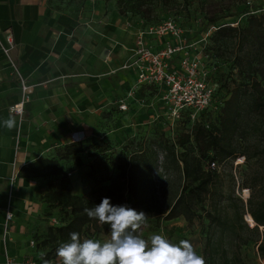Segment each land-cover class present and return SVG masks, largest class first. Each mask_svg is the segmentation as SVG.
<instances>
[{"label":"rangeland","instance_id":"obj_1","mask_svg":"<svg viewBox=\"0 0 264 264\" xmlns=\"http://www.w3.org/2000/svg\"><path fill=\"white\" fill-rule=\"evenodd\" d=\"M242 1L150 0L151 6L146 8L149 10H145L148 14L142 17L139 14H121V12L125 13L129 6L125 2L119 5V0H41L42 5L45 6L44 16L47 18L44 17L35 31L40 38L38 42L40 46L38 49L32 48L30 54L33 55L36 63L39 62L38 67L44 66L45 76L36 78L38 84L35 86L56 85L68 79L79 81L81 87L83 84L89 85L93 55L98 57L103 49L106 53H111L110 65L111 69H115L124 52L123 45H127L130 30L133 32L144 30L167 19H175L183 22L184 31H190L188 35L191 42H203V45L198 44L203 55L204 47H207L205 69L217 81L220 93H228L237 84L245 83L248 76H252L244 59L243 61L234 59V57H245L248 47L240 49L234 39L224 37L214 39L212 35L221 24H233L232 22L235 21L242 23L243 19L252 15L251 13L264 21V0H245L244 5L247 8L244 9L241 4H237ZM18 12V9L14 11L15 18H19ZM61 17L66 18L67 21L63 29L48 26V21L53 19L58 22ZM213 17H218L216 23L208 24L207 19ZM20 31L23 35L25 30L21 27ZM64 36L65 47L70 43L75 45V54L69 63L63 62L59 51L54 49L57 39ZM23 52L20 45L16 56L12 55V51L10 52L13 64L21 77L18 67L22 64ZM2 54L3 52L0 53V84L17 83V74L10 66L7 69L8 61L6 58L3 59L4 54ZM62 68H67L68 71L59 75L58 71ZM99 77L101 76L98 75L97 78ZM114 77L111 76L114 84L111 101L99 115L95 136H88L85 142L62 162L67 171L72 173L71 192L73 195L83 196L96 188L82 179L83 172L94 158L106 162L108 166L110 179L103 186L123 189L124 180L119 176L120 168L124 161L132 162L136 155L141 154L137 151L142 150V155L154 159L151 177L155 189V205L164 208L174 201L181 187L187 183L169 156L168 147L172 144L170 127L163 119L159 123L149 124L150 118L154 116L147 111L148 109L139 111V104L129 103L127 94L130 91L126 90L125 84L119 85L117 78ZM41 80L46 82L40 83ZM130 95V98L136 96ZM141 100L144 102L145 97H141ZM119 101H127V112L120 113L117 110ZM139 112H144L146 116L142 122L134 120L140 116ZM215 120L216 116L210 114L204 125L207 126ZM189 127L187 123L175 126L174 142L182 134H186ZM238 136L239 151L242 150L244 153L239 154V157L244 156V162L235 166L234 158L227 160L221 166L216 178L217 195L213 202L205 201L203 208L197 207V214L201 218L194 219L190 224L182 217L165 221L162 216L138 209L137 211H143L148 215L146 224L138 232L141 237L147 239L153 234H162L173 243L187 239L195 246L197 253L204 257L206 264H224L225 261L228 264H264L257 251L258 243L264 242V227H259L255 233L243 223L240 216L244 201L238 196L240 188L248 189L247 201L252 200L254 206L264 203V152H262L264 151V114L245 110L242 129ZM177 151L181 150L177 148ZM75 160H79V163L75 164ZM205 166L206 161L203 163V169ZM74 181H77L81 187L78 193L75 191ZM39 182V186L25 195L29 201V209L17 212L24 224L20 243L29 251L26 252L24 262L31 264H44L40 256L41 250L36 246V238L46 232L51 217L65 215L57 207L47 206L43 202L41 197L46 191L47 181L39 180ZM114 200H118V205L130 207V199L125 191H122L121 198L115 195ZM202 209L211 211V214L217 217L213 224L204 217ZM250 224L253 225L251 220ZM108 235L109 233L103 234L100 228L88 227L84 230L82 238L103 241ZM50 262L56 264V258Z\"/></svg>","mask_w":264,"mask_h":264},{"label":"trees","instance_id":"obj_2","mask_svg":"<svg viewBox=\"0 0 264 264\" xmlns=\"http://www.w3.org/2000/svg\"><path fill=\"white\" fill-rule=\"evenodd\" d=\"M123 2L129 6V9L121 14H139L145 17L148 14L145 10H149L146 8L151 6L150 0H119V5ZM237 4H241L243 9L247 8L244 5L245 0ZM251 14L243 19L242 23L232 22L237 23L236 27H231V23L221 24L215 29L212 38L234 39L240 49L247 46L248 53L245 57H234V59H240V61L244 59L252 76H248L245 83L237 84L228 93L221 94L217 81L207 71L208 80L213 87V105L197 113L194 120L190 118V110L182 112L180 119L174 122L172 128H169L172 140V144L168 147L169 156L180 170L183 179L187 181L171 204L164 208H158L155 205V189L151 177L154 159L151 156L142 155V150L137 151L141 154L136 155L132 162L124 161L120 168L119 176L124 180L123 189H110L103 186L110 179L108 166L106 162L94 158L87 165L82 179L96 188L83 196L72 194L71 180L67 176L70 172L61 164L85 141L67 144L57 152L56 158L40 157L21 170L19 173L21 178L47 181L46 191L41 197L43 202L47 206L57 207L65 214L54 216L58 220V225H49L46 232L36 238V246L41 250L40 256L43 261L56 258L55 252L59 243L67 241L71 232H78L82 238L86 228L94 227L100 228L103 234H108L107 225H101L97 220L89 219L83 210L99 204L104 197L110 198L113 205H118V200H114V196L118 195L121 198L122 191L127 193L131 208L152 212L153 215L162 216L165 221L182 217L190 224L194 219L201 218L197 214V207L203 208L205 201L213 202L217 195L216 178L219 172L207 169L208 163L214 162L221 167L227 160L236 159L239 154H244L242 150L239 151L237 143L242 129L243 113L249 110L264 114V21ZM217 20L218 17L208 18L207 23L213 25ZM181 23L183 26V22ZM189 32L185 31V36L191 41ZM205 52H207L206 46L204 55L207 57ZM210 114L216 116V120L205 126L204 123ZM161 120L154 123H159ZM185 123L190 125L188 132L174 142V127ZM177 148L181 151L178 152ZM204 161H206L205 169H203ZM78 163L79 160H75V164ZM245 207L254 225L250 230L257 233L259 227H264V203L254 206L252 200H248L240 216L242 221ZM202 212L210 224L215 222L217 217L212 215L211 211L202 209ZM243 223L245 224L244 221ZM209 242L208 240V245ZM257 251L259 257L264 260V242L258 243ZM224 264L228 263L225 261Z\"/></svg>","mask_w":264,"mask_h":264},{"label":"crops","instance_id":"obj_3","mask_svg":"<svg viewBox=\"0 0 264 264\" xmlns=\"http://www.w3.org/2000/svg\"><path fill=\"white\" fill-rule=\"evenodd\" d=\"M16 9L19 10V18L14 16ZM44 15L45 6L42 5L41 0H0V41L3 40L4 31L11 32L14 41L12 55L16 56L19 45L24 50L22 64L18 70L28 84L33 86L30 99L23 106V114L20 117L15 115L16 127L9 131L3 126V121L12 114L9 108L19 102L20 89L18 82L0 84V264H5L6 255L16 262H22L26 252H29L24 244L20 243L22 242L20 239L23 238L24 224L17 212L29 209V201L25 195L39 186L40 182L35 179L21 178L19 173L25 166L40 157L56 158L57 152L70 144L71 134L75 132L83 134V141L90 135L95 136L100 120L99 115L107 106L106 104L110 103L114 90L111 76L117 78L119 85L125 84L130 94L136 95L130 98L131 95L127 94L129 103L139 104V111L148 109L147 111L154 116L150 118L149 124L163 119H155L162 114V106L155 87L145 84L137 85L135 71L121 69V66L131 58V49L137 31H129L127 45L121 47L124 52L115 69H111V53H106V50L103 49L98 57L92 56L89 85L83 84L81 87L79 81L68 79L56 85L35 86L38 84L35 79L44 77L45 69L43 65L37 66L39 62L36 63L30 53L32 48L38 49L40 46H38L40 38L35 31L41 21L47 18ZM66 24L64 17H61L58 22L53 19L48 21V26L51 28L63 29ZM21 27L25 30L23 35L20 34ZM64 38L65 36L57 39L54 49L59 51L63 62L69 63L75 54V45L70 43L65 47ZM36 41L37 43H34ZM147 42L154 50L161 47V43L157 40L148 39ZM0 53H2L1 50ZM3 59L6 60L4 55ZM9 68L7 64V69ZM67 71V68H62L58 74L63 75ZM98 75L101 77L97 78ZM44 82L46 81H40V83ZM143 96L144 102L141 100ZM120 102L123 101H119L118 105ZM123 103L126 105L125 111L119 110L117 105L120 113L127 112V101ZM143 113L139 112L140 116L134 120L142 122V119L146 117ZM70 174L71 180L72 173ZM74 182H76L75 191L78 193L81 187L77 181ZM8 205L13 213V219L5 234L4 214Z\"/></svg>","mask_w":264,"mask_h":264},{"label":"built area","instance_id":"obj_4","mask_svg":"<svg viewBox=\"0 0 264 264\" xmlns=\"http://www.w3.org/2000/svg\"><path fill=\"white\" fill-rule=\"evenodd\" d=\"M230 26L236 27L237 23L230 24ZM148 39L159 41L161 47L154 50L148 44ZM199 43L188 40L181 21L167 19L160 24L148 26L144 30H137L131 49V58L121 66L122 70L135 71L137 85L145 84L155 87L162 106V114L155 119L163 118L170 128L176 120L180 119L182 112L190 110V118L194 120L197 113L213 105V87L208 80V73L204 64L206 58L202 54V50H199ZM200 44L203 45V42ZM13 48L14 41L11 32L4 31L3 40L0 41V49L12 71L17 74L20 89V100L11 106L9 111L20 117L23 114L24 104L29 101L33 92V86L17 73L10 56ZM118 109L125 111L126 105L120 102ZM70 140V144H76L83 141L84 137L81 132H75L71 134ZM243 162L244 157H237L234 160V165L237 166ZM206 168L218 172L221 169L214 162H209ZM70 175V173L67 174L68 177ZM12 180L14 179L12 178ZM238 196L246 206L249 190L240 188ZM242 218L249 228L254 227L250 224L252 218L246 207ZM12 219L13 213L8 205L4 214L5 234H7ZM50 225H58V220L54 216L50 219ZM5 260V264H31L24 261L16 262L7 255Z\"/></svg>","mask_w":264,"mask_h":264},{"label":"clouds","instance_id":"obj_5","mask_svg":"<svg viewBox=\"0 0 264 264\" xmlns=\"http://www.w3.org/2000/svg\"><path fill=\"white\" fill-rule=\"evenodd\" d=\"M16 123V116L10 114L3 126L11 131ZM83 211L89 219L108 226V238H81L71 232L56 249V264H206L187 239L173 243L162 234L141 237L138 232L148 219L143 211L113 205L108 197ZM44 264L51 262L45 259Z\"/></svg>","mask_w":264,"mask_h":264}]
</instances>
